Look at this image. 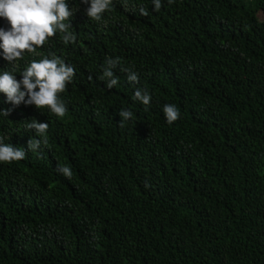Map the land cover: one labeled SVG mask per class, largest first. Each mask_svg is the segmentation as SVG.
<instances>
[{
	"label": "trees",
	"instance_id": "16d2710c",
	"mask_svg": "<svg viewBox=\"0 0 264 264\" xmlns=\"http://www.w3.org/2000/svg\"><path fill=\"white\" fill-rule=\"evenodd\" d=\"M66 2L74 43L57 32L12 64L0 49L18 81L49 54L75 69L63 118L0 93V138L26 151L0 163V264H264V0H112L100 22ZM32 118L49 128L28 151Z\"/></svg>",
	"mask_w": 264,
	"mask_h": 264
},
{
	"label": "clouds",
	"instance_id": "9594fccd",
	"mask_svg": "<svg viewBox=\"0 0 264 264\" xmlns=\"http://www.w3.org/2000/svg\"><path fill=\"white\" fill-rule=\"evenodd\" d=\"M126 2V0H125ZM174 0H168L172 4ZM81 3L90 5L86 9L89 19L100 22L102 15L109 10L112 0H81ZM154 11H159L162 7L161 0H152ZM140 15L148 16L149 12L145 8L139 9ZM74 13L70 10L66 0H0V18L5 19L10 28L5 30L0 28V49L3 50V58L10 64L23 58L24 54L36 53L37 49L45 45L49 38L62 33V40L65 44L75 42L74 32L71 28L70 19ZM120 64V58H108L103 74L100 77L107 81V88L112 89L118 84V77L113 69ZM128 74L130 83H138V75L127 68H122ZM21 80L5 70L0 73V93H3L7 102L19 106L22 103L26 106H34L37 110L47 109L57 118H63L67 113L66 103L61 99L67 85L75 75L73 66L56 56H49L41 59H33L20 74ZM151 95L146 89L137 88L133 95L134 101H139L147 106L151 102ZM10 109L0 111V115L8 117ZM166 121L174 123L180 118V111L174 104H165L162 109ZM133 113L129 110L121 109L119 116L120 123L129 120ZM27 129L33 130L36 137L28 141V151H35L41 144H47L46 133L49 128L47 122L40 123L32 118L26 125ZM26 151L23 148L13 147L5 144L0 138V163H12L25 158ZM58 172L67 178H71L73 173L70 167L58 165ZM147 187V185H146Z\"/></svg>",
	"mask_w": 264,
	"mask_h": 264
},
{
	"label": "rangeland",
	"instance_id": "374dc122",
	"mask_svg": "<svg viewBox=\"0 0 264 264\" xmlns=\"http://www.w3.org/2000/svg\"><path fill=\"white\" fill-rule=\"evenodd\" d=\"M260 17L263 19V16L260 15Z\"/></svg>",
	"mask_w": 264,
	"mask_h": 264
}]
</instances>
